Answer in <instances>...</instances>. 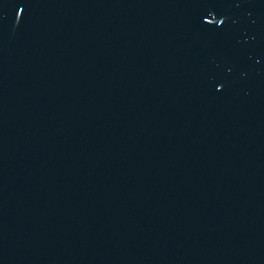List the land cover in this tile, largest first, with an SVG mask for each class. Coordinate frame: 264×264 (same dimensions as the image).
<instances>
[{"label": "water", "instance_id": "water-1", "mask_svg": "<svg viewBox=\"0 0 264 264\" xmlns=\"http://www.w3.org/2000/svg\"><path fill=\"white\" fill-rule=\"evenodd\" d=\"M264 177V0H0V264H178Z\"/></svg>", "mask_w": 264, "mask_h": 264}]
</instances>
